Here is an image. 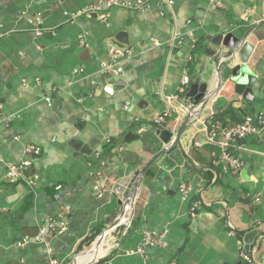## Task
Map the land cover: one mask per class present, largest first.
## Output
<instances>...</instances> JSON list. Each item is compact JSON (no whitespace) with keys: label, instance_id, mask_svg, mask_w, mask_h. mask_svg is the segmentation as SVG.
<instances>
[{"label":"crops","instance_id":"crops-1","mask_svg":"<svg viewBox=\"0 0 264 264\" xmlns=\"http://www.w3.org/2000/svg\"><path fill=\"white\" fill-rule=\"evenodd\" d=\"M97 2L0 0V105L12 118L0 127V264H45L43 243L17 241L36 237L47 218L63 213L70 229L50 234L54 256L61 264H86L80 254L122 210L113 185L140 174L166 146L158 129L176 134L193 106L187 94L194 82L211 75L214 92L218 78L204 49L233 30H249L256 45L254 98L225 87L210 98L145 174L93 264H239L253 229L250 253L264 264V135L230 143L240 168L205 135L214 123L227 128L264 111V0H151L142 9L112 8L105 20L78 15ZM112 61L122 67L119 75L106 67ZM185 76L190 82L181 91ZM170 96L177 97L168 102ZM165 110L170 114L158 124ZM128 132L134 134L129 142L123 140ZM28 144L41 154L27 152ZM25 159L38 175L33 187L8 180L7 164ZM98 180L102 196L94 190ZM181 183L193 186L187 199ZM148 231L161 242L147 244Z\"/></svg>","mask_w":264,"mask_h":264},{"label":"water","instance_id":"water-1","mask_svg":"<svg viewBox=\"0 0 264 264\" xmlns=\"http://www.w3.org/2000/svg\"><path fill=\"white\" fill-rule=\"evenodd\" d=\"M264 13V3H263ZM264 24V23H263ZM250 31L240 32L233 30L225 35H217L211 39V43L215 48H205L204 53L213 60L211 64L215 73L217 74L218 83L214 92H209L208 88L211 81V75L206 80L201 81L202 77L190 86V91L187 96L193 102L192 108L186 114L183 123L179 130L174 134L169 129H158L157 134L163 143L166 144L149 162L147 167L138 175L133 173L119 178L113 185V193L122 203V210L119 216L101 232L98 238L94 241L93 246L86 252L80 254L85 255L93 250L102 247L106 237L118 227L124 217L127 216L130 211V207L133 203V199L137 194L145 174L149 171L150 167L163 156L170 148L178 144L182 134L185 130L194 124V122L200 117L203 108L214 94L218 92L221 87L231 88L234 93L242 96L246 100H252L254 98V87L257 83V76L253 71V56L256 52V45L249 39ZM224 65L225 72H220V66ZM122 76H117L118 80ZM110 92V91H109ZM133 132H128L123 140L131 141ZM138 137V136H136ZM86 147V146H85ZM90 149H94L92 142L89 143ZM76 150H81L78 146H75ZM134 179V181H133ZM258 234V230L253 229L245 234L246 251L250 252L253 248L254 237ZM262 240L258 242V249L262 247ZM99 256V255H98ZM98 256H95L89 260L86 264H93ZM241 261L239 264H242ZM76 264V263H75ZM254 264H260L255 262Z\"/></svg>","mask_w":264,"mask_h":264},{"label":"built area","instance_id":"built-area-1","mask_svg":"<svg viewBox=\"0 0 264 264\" xmlns=\"http://www.w3.org/2000/svg\"><path fill=\"white\" fill-rule=\"evenodd\" d=\"M151 0H98L96 4L83 7L78 15L92 16L96 15L99 19L105 20L109 17L110 11L115 7H124L130 9H142L144 8ZM36 33L42 34V31L38 29ZM0 32V39H1ZM176 41L177 39L174 38ZM154 41V40H153ZM157 43V42H155ZM125 53L128 57H131L132 50L126 49ZM107 68L113 70L116 75H119L122 72V67H117L114 61L106 64ZM189 76H185L182 81L181 91L185 90V87L189 84ZM177 96H170L168 102H172ZM184 106V105H182ZM170 111L165 110L156 118V122L163 123L167 116H169ZM12 122L11 116H6L2 113L0 105V127L9 126ZM205 130V129H204ZM207 141L209 143L218 144L223 148V159L230 163L234 168H240L241 163L233 158L228 152V147L232 141L235 139H244L249 136H263L264 135V111H259L257 114L246 116L241 122L236 123L230 127L223 128L218 123L212 124V128L209 131L205 132ZM221 137V139L219 138ZM16 138H18L16 136ZM195 145L200 147L201 142H195ZM26 151L32 153L34 156H39L41 154V148L34 145L28 144L26 146ZM8 180L12 183L14 182H26L30 186H34L38 175L31 173L32 162L30 159H25L17 163H8ZM62 186L58 185L57 188L60 189ZM94 190L97 196H102L105 190V186L98 180L94 184ZM179 191L184 199H187L190 193L193 191V186L187 183H181L179 186ZM256 200H259V197H256ZM199 208V203L194 202L191 208V214L194 215ZM70 229V221L67 215L60 214L59 217H49L45 220V223L40 227V231L36 237L25 236L17 241L18 246H23L30 240L43 243L45 245V251L47 254V261L45 264H61L58 258L54 256L53 249L51 247L49 237L50 234L63 235L68 232ZM159 236H155L152 232H146L145 242L149 245H155L158 242H161ZM141 250V249H138ZM242 264H254V256L246 251H241Z\"/></svg>","mask_w":264,"mask_h":264},{"label":"bare ground","instance_id":"bare-ground-1","mask_svg":"<svg viewBox=\"0 0 264 264\" xmlns=\"http://www.w3.org/2000/svg\"><path fill=\"white\" fill-rule=\"evenodd\" d=\"M98 250H102V247H100L99 249H96V250H93V251H91V252H89V253H87V254H85V255H82L81 257H83L85 260H86V263L89 261V260H91L92 258H94L95 256H98L99 254H95V256H92L95 252H98ZM78 264V263H77Z\"/></svg>","mask_w":264,"mask_h":264},{"label":"trees","instance_id":"trees-1","mask_svg":"<svg viewBox=\"0 0 264 264\" xmlns=\"http://www.w3.org/2000/svg\"><path fill=\"white\" fill-rule=\"evenodd\" d=\"M93 241V238L91 239L90 243Z\"/></svg>","mask_w":264,"mask_h":264}]
</instances>
